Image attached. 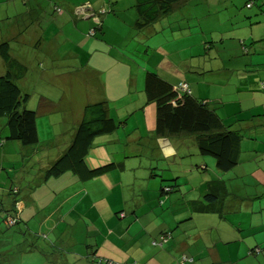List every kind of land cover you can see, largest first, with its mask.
<instances>
[{"label":"crops","instance_id":"obj_1","mask_svg":"<svg viewBox=\"0 0 264 264\" xmlns=\"http://www.w3.org/2000/svg\"><path fill=\"white\" fill-rule=\"evenodd\" d=\"M43 1L9 0L6 9L9 24L17 25V19L31 23L38 19ZM57 1H60L64 10L65 2ZM124 1L127 0H122V3ZM257 1L251 0V5L247 6L249 0H188L165 21V34L169 39L165 40V35L156 33L158 22L137 30L139 39H143L139 42L148 44L149 40L155 38L150 42L156 44L157 41L159 50L164 48L166 42L173 46L180 45L175 57L178 60L170 62V66L176 70V65L182 66V75L163 70L173 73L175 77L170 79L173 83L185 82L192 95L209 102L226 127L241 135L238 164L228 172H220L211 158L197 154V146L191 137L157 135L154 132L155 107L148 102L146 110L143 107L146 97L142 91L141 72L134 75V82H131L130 73L125 79L117 74V83L122 88L128 84L116 99L130 94L133 96H129L126 102L115 105L119 107L116 109V113L119 112L117 115L113 109V101L116 100L114 96L110 100L105 96L101 97L108 101L111 115L123 122L115 132L107 134L109 138L106 142L93 143L87 163L96 166L115 160L121 163L120 169L83 183L74 174L66 172L55 178L53 187L49 186L50 197L55 200L56 207L42 221L54 212H62V224L67 226V213L72 206L78 204L93 215L88 229L101 236L99 242L93 236V242L87 244L90 249L77 247L78 252L71 251L72 264H81L82 261L83 264H98V260L104 262L107 259L118 264H178L181 256L189 258L187 264H264V0H260V3ZM117 2L118 0H68L66 3H69L68 6L74 5V8L81 4L89 5L85 9L86 16L73 23L86 32L94 22L91 16L96 7L113 6ZM128 2L131 4L130 0ZM196 6L198 10L195 9ZM122 9L123 12H114L111 17L130 25L129 30L122 32L124 37L132 36L130 34L135 29L133 24L136 16L131 11L127 15L123 7ZM58 16L69 22L66 12L63 11ZM106 16H101L103 22ZM202 19L206 23L203 24ZM31 23L30 28H34L33 32L37 33L34 42H38V46L42 45L45 38L42 37V28ZM64 23L65 21L60 27H64ZM98 29L103 33L98 38L106 43L107 39L115 40L112 33L106 35L102 28ZM135 39L136 37L132 42ZM43 47L44 45L35 48ZM55 47H47V54L38 60L48 65L45 70L60 69L40 74L47 79L43 83L53 87L55 83L63 84L66 81L60 76L64 69L76 68L55 63L59 57ZM152 48L156 49L155 46ZM225 49L236 55L225 57ZM24 52L25 48L22 53ZM182 52L188 55L179 58ZM48 62L51 64H47ZM113 67L115 71L119 64ZM86 68L88 73L93 74V79L103 85L100 73ZM35 73L36 71L32 72L31 79H34ZM75 77L62 86V93L58 98L49 101L50 111L44 112L42 109V115L39 114H54V120L52 116L51 119L59 124L47 138H43L38 124L42 144L51 149L42 162L44 164L63 153L72 140L85 105L76 94L79 92L90 95L94 92L88 85L84 92L79 82L71 83ZM54 78L58 80L49 81ZM75 89L78 92L74 93ZM68 91L72 92L71 96ZM40 98L41 96L38 100L30 99V102H34L30 107L36 106L37 112L44 108L40 104ZM131 102H134L131 104L134 107H129ZM135 110H140L135 114L136 119L128 118ZM141 110L145 113L141 114ZM214 181L222 182L215 184ZM167 185L172 186L173 190L162 193V186ZM32 190L30 187L25 191L28 193L27 199L24 204H20V226L29 222L37 212H34L37 205L40 207L39 211H42L43 205L47 204L44 194ZM207 193L217 194L218 197L209 200L205 197ZM75 197H88L93 202L111 197L113 202L96 211L87 208L83 200L73 202ZM119 197L123 199L122 203L115 205L114 201L118 204ZM83 228L82 226V230ZM162 231H170L172 239L163 248L151 245V240L157 238ZM67 244L72 245V241L69 240ZM254 247L259 248L258 253L251 251ZM41 250L39 246L35 249L46 255ZM24 252H28V249Z\"/></svg>","mask_w":264,"mask_h":264},{"label":"trees","instance_id":"obj_2","mask_svg":"<svg viewBox=\"0 0 264 264\" xmlns=\"http://www.w3.org/2000/svg\"><path fill=\"white\" fill-rule=\"evenodd\" d=\"M48 1L50 2L45 3V0L43 1V8L39 13L40 15L38 19H34L32 23L31 21L25 22L20 19L16 20V29L18 28L19 34L25 33L30 35L34 29L30 28V23H36L39 29H43L41 26L45 23L44 19L47 20L46 24L54 23L49 16L51 15L50 11H53L55 15H58V13L61 14L63 11L66 12L69 15V17L66 18L69 22L72 21L74 24L79 22V19H83V17L86 16V12L81 13L77 11L79 5L75 8L74 5L68 6L69 3H66L68 0H63L66 4L64 6V10L62 9L63 5L60 1ZM187 1L188 0H130V7L133 9L132 11L136 16L133 24L135 29H133L130 34L132 36H126L127 39L125 43L122 42V40L118 43V48H122L121 50H123V46L127 45L129 41L132 42L134 37H136L134 43L140 45L141 42H139V40L141 39H139V35H137V30H143L148 26H153V24L157 22L159 23V26L156 28V33L165 35V40L169 39L165 34L167 31L165 21L170 18L169 16L176 11L178 7H181ZM246 5L250 6L251 0H249ZM107 6L108 5L98 6L99 8L96 7L95 13L91 16V19L94 18L96 22H93L95 25L92 23V26L88 28L87 31L89 35L93 34V36H95L98 34L97 36H99L101 31L97 29V26H99L98 23L102 21L101 16L109 13L112 14L114 13L113 11L116 12L113 8L107 9L108 11L105 10ZM101 9H104L101 12L103 14L97 12ZM6 16L7 15L0 17V120L4 118V120L0 122V150L4 145H10L9 143H11L15 148L17 147L16 143L20 144L23 157L21 159L23 162L22 166H25V161L30 159L34 153H38L41 148H44V145L41 141L40 130L37 122L38 117H40L39 112L35 109L36 106L31 108L29 104L31 93L30 91L22 89L18 84V80L22 79L24 75L30 71V68H28L19 58V54H21V44L18 41H21L20 37L22 35H16V37L11 36L7 32V28L10 24H8L7 27H2V20H5V18L8 19ZM97 30H99V33ZM145 38L146 36L144 39ZM13 41L18 44H12ZM34 43L36 45L38 42ZM142 44L143 46L146 45L145 43ZM133 47L135 48L137 46L134 45ZM31 48L32 49L29 50L25 48V52L22 53V57L25 61L30 63V67H32V59L30 60L26 54H29V52L33 49L35 50L34 46ZM22 49L24 50V46H22ZM152 49L156 51V49ZM156 54L158 53L155 52L154 54L155 62L147 60L146 63L148 68H144V71L142 70L141 72L143 81L142 91L146 97L145 102H152L155 107L154 132L159 136L174 135L191 137V140H193L197 146L198 155L212 157L215 164L214 166L220 172H228L232 170L238 164L240 155L239 138L241 135L237 132L229 130L228 127H226L214 109L210 107L208 104L209 102H205L192 95L188 86L186 89L182 90L180 85L185 82L179 81L177 83H173L170 80L172 73L167 70H163V68L160 69L157 67L158 60L162 58ZM59 58L60 57L56 58L58 61L55 63H59ZM37 64L40 65V62L37 61ZM40 68L41 67L39 66L33 67V70L36 69L33 82L37 84H42L41 81L37 80V78L41 79V73H39L41 70ZM157 69L161 71V75L163 76L159 75ZM136 74L137 72L130 75ZM63 80L66 79L64 78ZM66 83L67 80L63 82V84H54L53 92L56 94L57 98L61 95L62 86H65ZM39 96H41L40 102L42 101V105L44 107L42 108L43 111L49 112L51 109L48 106L49 101H52L53 99L46 95L42 96L40 93ZM110 109L108 101L103 99L85 104L82 110L81 119L75 127L70 144L58 157L51 160L48 164L41 165V174L37 173L33 178L29 179L28 175L25 178L24 174L17 177V174L14 172L15 170L12 172V180L13 182H16L18 179V186L10 183L11 192L7 193L11 197L8 198V205L4 206V202L0 197V213H4L2 220L7 226L11 223L9 221H13L14 225L21 224L19 213L21 205L24 204V197L23 194L21 195V192L27 191L30 187L33 189V192L45 194L47 189L43 188H46L47 184L50 186L54 182L55 178L63 173H72L83 183L99 178L111 171H114L115 169H120L121 163H118L115 160H109L96 166H92L87 163V157L90 149L93 147L94 140L97 137L115 132L121 122H123V120L120 121L114 118L110 113L111 111H109ZM125 121L126 120H124V122ZM2 128L4 129L2 130ZM24 157H26L25 160ZM0 158L4 159L1 156V151ZM3 165L4 163H2L0 159V169ZM217 182L221 183L222 181H214L215 184H217ZM21 184H23V188L20 186ZM54 185L55 183L52 184V187ZM161 190L162 193H167L173 190V187L171 190L164 191L162 186ZM49 195L51 196V194ZM205 197L212 200L216 199L218 196L217 194L214 195L212 193H207ZM4 207H7V209ZM27 232L28 227L23 224L21 227V233H25V235H27ZM171 239L172 235L170 231H162L157 235V238L151 240V245L163 248L165 242L167 244V242ZM0 244H3L1 239ZM35 249V246L30 245L28 252L35 251ZM251 251L258 253L259 248L254 247ZM188 261L189 258L181 256L178 259V264H187ZM97 263L118 264L110 259L104 260V262L102 260H98Z\"/></svg>","mask_w":264,"mask_h":264},{"label":"rangeland","instance_id":"obj_3","mask_svg":"<svg viewBox=\"0 0 264 264\" xmlns=\"http://www.w3.org/2000/svg\"><path fill=\"white\" fill-rule=\"evenodd\" d=\"M46 2H50L48 0H45ZM52 2V1H51ZM260 3V0L257 1ZM9 5V0H0V17H3L7 15L6 9ZM130 3L127 1H124L122 3V0H118L117 3H114L107 6V9L113 8L116 10V12L120 13L123 12L122 7L124 8V12L129 15L130 11L133 12L130 7ZM88 4L86 5H80L77 8V11L84 13L86 12L85 9L88 8ZM195 9L198 10V7L196 6ZM104 9L100 10V13ZM108 11V10H107ZM115 12V11H113ZM51 19L54 23L46 24V21L44 19V22L41 27L42 29V37L44 38V43L42 45H35L34 40L36 39V32H32L30 35L27 34H19L18 28L16 29L15 23L10 24L12 26H8L9 21L7 18L5 20H2V27L5 26L7 28V32L13 36L16 37V35H22L20 37L21 41H18L21 44V54H19L20 60L28 67L30 68V71L24 75V77L20 80H18L19 86L26 90L30 91L31 98H34V100H38L39 93L43 96H49L51 99H56V94L53 92V86L52 85H46L43 82H47V79L42 78L38 79V81H41L42 84H37L33 82V79H31L32 72H35L33 70L34 66H37V61L40 59V57L44 54H47V47H55V52L59 54V65H68L69 67H76V68H70V69H64L63 72H61V77L65 78L66 80H69L70 78L75 77L70 82H74L77 84V82L80 83V88L84 90L85 92V86H90V90L94 89V92L90 95H83L80 94L76 89L74 90V93L78 92L76 95H78L81 99V103L85 102V104L89 102H93V99H101V97H104L108 100H110L111 96H114V100L117 98L118 94L123 92V89L126 88V84L124 88H122L121 84L117 83V74L121 79H125L128 74H132L135 72H142L144 71V68H148L146 61H154L155 60V52L160 54L159 56L162 59H159L157 62L158 68H164L167 70L174 72H177V75H182L183 67L177 66V70L170 66V62L174 61L177 62L176 55L177 49H180V45L173 46L171 43L166 42L163 47L159 48L156 44L150 42L151 40H155V38H152L149 40V43L143 46L142 42L140 45H137L134 42H128L127 45L123 46L122 48H118V43L122 40V42L125 43L127 37L123 36L122 30H126L130 28V25L126 24L123 20H118L113 17H111V13L106 14L107 16L104 17V22H99L98 28H102L106 35L109 33H112L114 36V41H110L107 39L108 43L105 42L102 38L99 37L97 34L95 36L89 35L88 31H82L77 26L73 25V22H67L66 20H61V18L58 15L54 14L53 11H50ZM103 14V13H101ZM48 17V16H47ZM209 18V16H208ZM2 19V18H1ZM207 19V18H206ZM213 19V17H212ZM94 22L96 20L92 19ZM61 21H65V26L60 27V24L63 23ZM202 23H206L205 19L201 20ZM93 25H95L93 23ZM101 31V29H100ZM99 33V30H97ZM17 33V34H16ZM103 34V33H101ZM30 38V40H29ZM123 38V39H122ZM138 41V40H137ZM140 41V40H139ZM227 42H230L227 40ZM12 44H18L16 42H12ZM227 44V43H226ZM225 44V46H227ZM43 48H35V50H31L29 54H26L28 58L32 61V67H30V63L28 61H25L22 57V46L26 48L27 50L32 49L31 47H40L43 46ZM100 45V47H94ZM136 45L137 47H133ZM29 46V47H27ZM156 48V51L152 49V47ZM171 48L175 51H172ZM133 49V50H132ZM148 51H147V50ZM87 51V52H85ZM52 52V50H51ZM154 53V54H153ZM183 53V54H182ZM181 56L188 55L185 54V52H182ZM225 57L233 55H236L232 52H230L228 49H225ZM25 55V54H23ZM154 55V56H153ZM220 55V52L219 54ZM264 55V54H263ZM41 67V72L49 71V72H56L57 70H45L44 68L48 65L46 63L39 61ZM155 62V61H154ZM194 62V61H193ZM195 63V62H194ZM47 64H51L48 62ZM119 64V68L115 67L114 65ZM86 66L93 70H96L98 73H100L101 80L103 82V85H101L97 80L93 79V74L88 73L86 71ZM127 66V67H126ZM79 67L80 71L78 70ZM160 71V70H158ZM117 72V73H116ZM161 72V71H160ZM181 72V73H180ZM38 73V74H39ZM173 73L171 74L172 76ZM131 82L135 81V76L131 75ZM56 79H50L49 81H55ZM172 81V80H171ZM88 88V87H87ZM104 88V90H103ZM133 94L135 95V91L133 89ZM97 92V95H96ZM72 92L68 91V95L71 96ZM86 94V93H85ZM129 96H133L132 94L127 96H122L121 98L116 99L113 101L114 103V112L116 113V109L119 107H116V104H120L122 102H126L127 98ZM33 100V99H32ZM31 100V101H32ZM34 102H30V106L33 105ZM134 102H131L133 104ZM42 104V101L41 103ZM142 104V103H141ZM148 104L145 102L143 104L144 110L145 107ZM151 106L154 107V104L151 102ZM123 107V106H122ZM129 107H134V105H131ZM40 108V107H39ZM42 108L41 112H39L40 115H42ZM77 112V111H76ZM140 112V110H135L132 112L128 118L135 120L136 119V113ZM119 113V112H117ZM117 113L115 115H117ZM145 113L144 111L141 114ZM51 116L54 117L55 115H46V116H40L37 119V122L39 126L41 127V132L43 134V138H47V136H50L55 128L59 126L58 123L54 122L51 119ZM82 116V115H81ZM145 116H143V119ZM4 120V118L2 119ZM0 120V122L2 121ZM51 121H53V125H51ZM80 121V120H79ZM60 127H62V124L60 122ZM1 126V125H0ZM4 128H2L3 130ZM1 130V131H2ZM68 130V129H67ZM6 131V129H5ZM69 132V130H68ZM67 132V133H68ZM46 135V136H45ZM101 138L98 139L97 137L94 140V143H101L106 142L108 140V136H100ZM98 143V144H99ZM10 145H4L1 147V156L4 158H0L2 163L4 165L0 169V194L1 199L4 202V206L8 205V198L11 197L7 192H11V184H15L18 186V179L16 182H13L12 178V172L14 171L17 174V177L22 176L24 174V178L28 175V178L31 179L35 176V174L40 173L41 174V165H44L42 163L46 160V154L51 152L50 147L46 146L44 144V148H41L38 153H34L30 159H27L25 161V166H22V152H21V145L16 143V148L9 143ZM212 159V157H209ZM26 157H24V160ZM213 160V159H212ZM16 161V162H15ZM53 184V183H52ZM51 184V185H52ZM50 185V186H51ZM23 188V184L20 185ZM46 193L44 194L46 199L45 206L43 205L42 211H39L40 207L37 205L34 212H36L32 218H30L29 222H27L25 225L28 227L27 235L21 233V227L20 225H14L13 221L11 222L9 226L5 224V222L2 220L3 212L0 213V239L3 241V244L0 245V264H72V261L70 259L71 251H76L77 247L82 248H88L90 249V246H87V244H90L93 242V236L94 239H96L98 242L101 241V236L95 234L91 229H88L89 227V220L93 218V215L86 212L84 210L83 206L76 204V206H72L69 212L66 216V222L69 223V225L64 226L62 224V218L60 215L62 212H54L52 213L45 221H42L48 213H50L52 210L56 207V202L53 200V198L50 197L51 189L47 184ZM45 189V188H43ZM164 191L171 190L172 187L170 186H163ZM38 193V192H37ZM23 194L24 200L27 199L28 193L21 192V195ZM83 200L84 204H86L87 208L93 209L98 211L101 208H106L107 205L111 204L112 198L108 197L105 200L97 199L94 202L90 200L88 197H85V199H79L77 197L73 198V202ZM119 203L116 204V200L114 201L115 205H119L122 203V198H118ZM41 212V213H40ZM24 214V213H23ZM81 215V217H80ZM65 217L64 215L62 216ZM78 217L80 220H78ZM14 225V226H13ZM60 225V226H59ZM102 225H104V222H102ZM82 226L84 227L82 230ZM72 241V245L67 244L68 241ZM166 244V242H165ZM30 245H33L35 247L39 246L41 249L45 252L46 255H42L38 251H30V252H24L23 250L29 249ZM78 252V251H76ZM103 252V251H101ZM89 261V260H88ZM84 261L81 262L83 264ZM94 264V263H90Z\"/></svg>","mask_w":264,"mask_h":264},{"label":"built area","instance_id":"obj_4","mask_svg":"<svg viewBox=\"0 0 264 264\" xmlns=\"http://www.w3.org/2000/svg\"><path fill=\"white\" fill-rule=\"evenodd\" d=\"M180 88L183 90V89H186L187 88V84L186 83H182L181 85H180Z\"/></svg>","mask_w":264,"mask_h":264}]
</instances>
